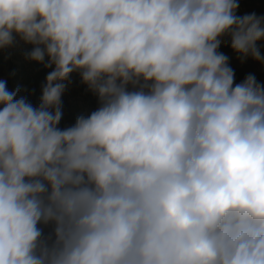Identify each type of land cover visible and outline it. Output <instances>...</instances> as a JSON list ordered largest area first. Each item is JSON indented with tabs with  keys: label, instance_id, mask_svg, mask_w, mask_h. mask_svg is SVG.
I'll use <instances>...</instances> for the list:
<instances>
[{
	"label": "clouds",
	"instance_id": "obj_1",
	"mask_svg": "<svg viewBox=\"0 0 264 264\" xmlns=\"http://www.w3.org/2000/svg\"><path fill=\"white\" fill-rule=\"evenodd\" d=\"M239 0H0V264H264V15ZM73 73L98 99L59 127Z\"/></svg>",
	"mask_w": 264,
	"mask_h": 264
},
{
	"label": "rangeland",
	"instance_id": "obj_2",
	"mask_svg": "<svg viewBox=\"0 0 264 264\" xmlns=\"http://www.w3.org/2000/svg\"><path fill=\"white\" fill-rule=\"evenodd\" d=\"M239 5V15L252 12L264 15V0H239ZM258 43L261 54L264 55V41ZM30 48V45L20 43L17 47L0 50V79L7 81L9 90L19 87L21 91L18 96H26L35 106L39 103L41 86L45 83L46 75L52 69H45L41 64L26 60L23 52ZM219 50L229 57L236 83L241 82L246 75L253 74L259 83L264 84V64L251 58L241 62L228 43L222 44ZM70 80L71 83L62 96L61 128L72 126L77 116L89 115L99 106L97 97L81 83L79 74L73 73Z\"/></svg>",
	"mask_w": 264,
	"mask_h": 264
}]
</instances>
